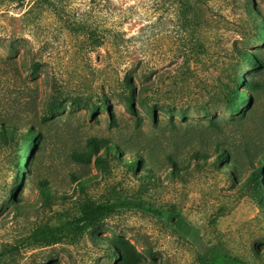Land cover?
<instances>
[{
	"label": "rangeland",
	"instance_id": "rangeland-1",
	"mask_svg": "<svg viewBox=\"0 0 264 264\" xmlns=\"http://www.w3.org/2000/svg\"><path fill=\"white\" fill-rule=\"evenodd\" d=\"M0 121V264H264V0H0Z\"/></svg>",
	"mask_w": 264,
	"mask_h": 264
},
{
	"label": "trees",
	"instance_id": "trees-1",
	"mask_svg": "<svg viewBox=\"0 0 264 264\" xmlns=\"http://www.w3.org/2000/svg\"><path fill=\"white\" fill-rule=\"evenodd\" d=\"M248 76V75H247ZM235 81V80H234ZM238 83V80H237ZM241 84L245 86L247 91H251L256 88L257 84L251 82L250 80H247L244 82L241 80ZM222 92V100L225 105L226 111H228L230 114H234L239 112L238 106L245 105L248 100L249 96L247 93H240L237 87H230L225 86ZM102 107L107 109V105L105 103L102 104ZM0 126H4V122L0 121ZM36 136L29 134L24 144V147L30 145L33 149H36L37 144L35 143ZM223 159V156L221 153H218L212 160L214 165H219V162ZM138 161H141V158L136 157L135 160L128 163L127 169L129 171H132L134 173H137L134 169L138 167ZM144 176H149V174H144ZM264 177V165L256 166L253 170L250 171L249 175L247 176V183L249 185H256L259 186L258 191L261 192V184L260 179ZM80 188L83 187V185L79 184ZM48 198L49 196L46 195ZM119 205L117 204H94V203H87L85 204L80 211V215L73 220L74 225H92L95 224L97 221H99L102 217L105 215L114 212ZM117 255L121 256L124 264H138L137 261V255L138 252L136 249L127 243V246L121 249H118L116 251ZM110 254V253H109ZM116 256V255H115ZM114 256V257H115Z\"/></svg>",
	"mask_w": 264,
	"mask_h": 264
}]
</instances>
